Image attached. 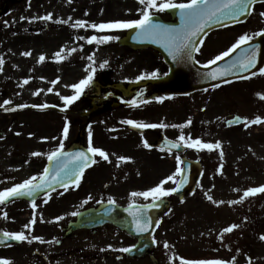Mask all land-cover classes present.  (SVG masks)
Segmentation results:
<instances>
[{
    "label": "flooded vegetation",
    "instance_id": "obj_1",
    "mask_svg": "<svg viewBox=\"0 0 264 264\" xmlns=\"http://www.w3.org/2000/svg\"><path fill=\"white\" fill-rule=\"evenodd\" d=\"M133 1L134 6L138 4V0H72V3H68V0H0V57L4 59L3 70L0 71V104L7 99L12 101V107L25 103L55 105L44 110L26 108L5 112L0 109V191L33 175L38 176L44 168H48L50 161L47 154L55 150L63 138L62 129L66 120L70 124V131L68 139L64 140L65 152L72 146L77 147L73 150L87 149L88 132L91 130L93 146L105 150L110 160L104 161L97 155V163L84 170L78 188L70 183L66 191L61 185L55 184L50 199V190L45 188L35 197H19L0 205V233L24 230L23 225L29 222L35 211L37 223L31 234L45 241H60L58 244L37 241L21 244L8 240L0 244V257L11 259L13 264H158L157 247L153 244L149 248V237L148 247L141 251L144 241L143 245L138 246L137 237L111 225L80 229L72 227V224L87 211L107 203L109 197L121 208L133 202L137 205L151 202L142 197L133 201L130 193L145 191L147 187H153L164 179L166 159L168 164L174 163L175 167L177 154L161 151L158 147L160 141H177L182 130L196 137L197 122L189 116L184 117L183 123L180 119L182 108L186 115L190 111V106H182L181 101L193 99L196 92L187 96L166 97L162 90L150 89L148 79L139 82H136V78L113 81L112 77L118 67L126 66L125 72L136 77L152 71H158L160 77H164L163 74L169 71L162 57L154 50L133 51L117 47L118 40H115L108 43H115L118 55L111 57L104 68L92 64L96 69L92 84L67 111H61L63 102L53 95V91L61 86L72 85L85 78V67L88 68L91 63L87 57L93 54L96 46L100 47L95 42L88 44L86 40L77 39L80 36L97 35L99 31L91 28L75 29L70 26L71 23L76 19H84L89 23L129 20L131 16H125L121 11L130 8ZM259 5L264 4L258 3L255 6ZM86 12L88 15H85ZM48 13L53 15L52 21L38 19ZM154 16L165 24H176L170 10L156 12ZM69 17L72 21L67 24L56 22ZM250 18L251 15L248 20ZM214 32H210L203 41ZM100 34L118 36L117 30ZM72 48H76V52H71ZM61 49H64L62 55L65 59L57 63L54 54ZM25 51H31L32 55L22 56L21 53ZM40 55L45 56L42 63L38 62ZM132 56L137 58L129 62ZM26 78L30 82L20 87ZM57 78L59 82L52 85L50 82ZM117 83L123 87L117 90L114 86ZM50 87L53 88L51 93L47 91ZM40 89L43 91L39 95H33ZM161 96L165 97L163 102L156 99ZM133 100L136 101L135 106L129 103ZM188 119L192 120V124L183 129L171 126L167 129H136L122 123L124 120H135L181 125ZM45 130V135H40ZM17 132L20 135H16ZM144 140L151 145L150 148L144 147ZM34 151L41 153V156L33 157L31 153ZM172 155V158L168 157ZM120 156L131 159L119 161ZM51 166L54 169L55 163L51 162ZM155 179L156 184L149 185V181ZM89 195L92 199L83 204ZM33 199L37 204L35 210L31 207ZM46 199L47 204L44 203ZM73 211L80 215L72 216ZM5 212L7 219L3 216ZM58 216L64 218L55 222L54 218ZM163 217H158L159 227L155 228L152 239ZM109 245H112L111 249ZM133 245L136 247L131 253L113 250Z\"/></svg>",
    "mask_w": 264,
    "mask_h": 264
},
{
    "label": "snow or ice",
    "instance_id": "obj_2",
    "mask_svg": "<svg viewBox=\"0 0 264 264\" xmlns=\"http://www.w3.org/2000/svg\"><path fill=\"white\" fill-rule=\"evenodd\" d=\"M68 3H72V0H68ZM257 3L264 4V0H188V2L177 3L175 0H138V4L141 5V8H138V19L131 20H115L109 22H101V23H89L84 19H76L71 23V27L75 29H88L91 28L93 30L104 32V31H113V30H133L136 32L132 36L134 41L143 43L145 41H149L152 43H159L161 46L168 52L169 56L176 63H197L200 62L195 59L194 53L200 52V47L197 45L203 44V39H200L202 33H205V29L211 27L212 22L215 21L217 24H223L225 19H230L233 21L238 20L239 17L245 15H251L253 11V6ZM166 10H179L181 23L178 27H172L169 25H165L162 23H157L154 21V13L156 12H165ZM85 15H88L86 12ZM259 15L264 17V11L260 12ZM21 19H25V17H21ZM38 19L42 21H52L53 15L52 13H48L44 16L38 17ZM69 21H72V18L69 17L67 20H58L57 23L67 24ZM7 24V22H5ZM254 37H262L264 38V29H261L255 32L253 35H249L248 33H244L240 35L237 40L229 47L227 50L221 52L218 55H215L213 58L207 60L203 65H201L204 69H210L211 66L216 65L217 62L223 61L225 58L230 57L233 53H236L237 50L244 48L240 55L236 56L230 63L226 64L223 68H211V70L202 72L200 75L205 79L211 80H220L221 78L228 77L230 75H236L238 73H246L251 72V76H239V79H250L253 76L261 75L264 76V68H260L259 72L251 71L256 67L257 64V52L259 49V45L254 47H244L249 44L250 41L254 39ZM79 40H86L88 44H105L111 41L119 40L120 37L116 35H91L88 37L80 36L77 37ZM76 48H72L71 52H76ZM64 49L56 52L55 58L56 62L59 63L65 57L62 55ZM22 56L30 57L32 55L31 51H25L21 53ZM95 53L89 55L87 57L88 61L91 63L88 66L86 71L90 70V74L86 76V78L81 79L78 83L68 85L74 90V95H60L56 93V95L60 96L61 101L63 102L64 107L61 111H67L68 107L72 105L75 101H77L80 96L83 94L85 89H87L93 82L94 75L96 69L92 67V64H95L96 61L94 59ZM45 56L40 55L38 58V62H44ZM4 59L0 57V71L3 70ZM108 65V60H104L103 63L99 65L100 68H104ZM164 76H168L169 73L165 72ZM146 79H160V73L158 71H152L151 73L141 74L136 77V82L146 80ZM59 82V78L56 80H52L50 83L55 85ZM29 83V79H24L20 84V87L27 85ZM224 83H231L230 80L225 79ZM216 88H219L220 85L216 84ZM42 89L37 90L33 93V95H39ZM48 92H52L53 88H48ZM204 91H208V89H204ZM260 99L264 100V94H257ZM158 101L163 102L165 97H157ZM146 103V101H144ZM130 104L136 105V101H129ZM11 100H4L3 104H0V109H3L5 112H14L17 109H26V108H36L39 110H44L49 107H55V105L45 104H19L14 107L11 106ZM241 121L240 117H235V122ZM234 121L229 120L227 123L231 125ZM123 124L130 125L132 128L136 129H167L168 127L180 128L183 129L192 124V120L188 119L185 124L181 125H168L167 123H144L141 121L135 120H124ZM243 124L245 128H248L252 125H260L264 124V118L260 116H256L253 119L243 118ZM91 128V126H89ZM70 131V124L66 120L62 129V139L60 140L57 148L50 153L47 154V159L50 162L55 163L54 169L44 168L41 174L33 175L28 179H25L21 183H17L12 187H9L3 191H0V205H4L8 201L19 198V197H35L41 190L47 188L49 189V199L51 198V191L55 190L54 185L59 184L67 191L69 188V184L73 183L78 188L80 185V178L84 174V170L88 167H91L93 164L97 163L95 157L98 155L102 160L108 161L109 154L100 148L93 146V134L92 131L88 132V148L87 152L77 151L66 153L64 151L65 144L64 140L68 139ZM16 135H20L19 132ZM31 135V134H29ZM2 138V137H0ZM46 139V138H45ZM55 139V138H53ZM143 145L145 148H150L151 145L148 144L146 140L143 141ZM181 147L195 149L197 152L202 150H207L208 152H212L214 150L218 151L219 158L221 161L224 159V151L222 148V143L220 141H216L214 143L204 142L200 138L193 139L191 135L187 137L181 132L177 141H168V150L171 154L172 149H180ZM164 149H161L163 151ZM31 155L33 157L41 156L39 152H32ZM130 157L120 156L118 157L119 161L130 160ZM176 160V168L175 171L170 175L160 180L158 184L153 187L148 188L145 191H133L130 193V196L135 201V198L142 197L144 200H151L150 203H146L143 205H137L135 202L129 204L128 206V214L132 218V224L134 226V231L137 234H145L150 233V230L153 228V218L147 215L146 210L151 208H158L161 206L164 198L172 196L175 193H178L182 190V188L188 183V178L185 175L186 168L183 167L185 165V161L181 158L180 155L175 156ZM224 165L221 163L217 169L218 174H222V169ZM171 182L174 187L166 188L165 185ZM197 187H201V185L197 184ZM213 187H215L213 185ZM211 189L204 193L205 198L214 206H219L224 204L225 202L222 200H216L209 193ZM258 194H264V184L255 187H248L244 190L242 196L238 200H230L227 203L229 205H235L243 203L247 198L254 197ZM62 195V193H61ZM92 199V196L89 195L87 199L83 201V204H87L89 200ZM44 203L47 204L48 200H44ZM107 203L109 205H114L115 200L112 197L108 198ZM181 203H184V199L181 198ZM31 207L33 210L37 208V204L33 199L31 202ZM110 214V212H109ZM72 216H79L80 213L77 211H73L71 213ZM5 219L8 218L7 213H3ZM63 216H58L54 218L55 222L62 220ZM247 220V217L244 218ZM43 220L41 216V221ZM54 221H48L49 223ZM37 223V217L35 211L33 213L32 218L28 223L23 225V229L21 231H3L0 233V244L6 243L8 240L16 241L17 243H27L32 244L33 241H37L39 243H60L59 240H51L45 241L42 237L32 235L33 226ZM155 227H159V222L155 224ZM241 228L240 224L232 223L227 227H224L219 233L218 239L223 242L225 234H230L234 230ZM203 235V233L201 234ZM259 240L264 242V234L259 236ZM152 243H157L154 236L152 239ZM135 245L129 247H121L119 249H113L115 251L121 253H131ZM148 247V244L145 243L143 247L140 249ZM163 247L165 249H170L172 246L165 241ZM108 248H112V245H109ZM104 251V249H101ZM239 251V250H237ZM119 259V257H117ZM174 258L170 257V264ZM236 257H232L231 260L224 259H184L179 258V264H235ZM0 264H13V261L8 258L0 257ZM248 264H252L251 258H248Z\"/></svg>",
    "mask_w": 264,
    "mask_h": 264
},
{
    "label": "rangeland",
    "instance_id": "obj_3",
    "mask_svg": "<svg viewBox=\"0 0 264 264\" xmlns=\"http://www.w3.org/2000/svg\"><path fill=\"white\" fill-rule=\"evenodd\" d=\"M134 3L135 1L130 8L121 11L123 15L131 16L129 20L139 18L137 9L142 6L138 4L134 6ZM262 11L264 5L254 6L251 18L246 23L225 28L207 37L196 55V60L207 61L220 54L240 35L244 33L253 35L264 29V17L259 15ZM122 31L117 30L118 36ZM100 33L97 36H102ZM118 52L115 43L96 46L92 52L95 53V65L99 66L104 60L109 61L111 57L117 56ZM136 58L132 56L129 62ZM125 69L126 66L116 68L112 80L136 78V75L127 74ZM89 74L90 71H87L84 74L85 78ZM225 86L227 87L220 86L221 89L216 88L194 95L193 99L181 101L182 106H190L187 115L181 107V122H184L185 116L197 122V134L192 138H200L209 143L220 141L225 155L221 161L216 150L197 152L190 148H186L182 154L202 164L203 171L199 182L201 187H196L194 193L184 199V203L172 199L171 208L163 217L161 226L154 235L157 242L155 244L158 264H170V257L174 258L171 264H179L181 257L192 260L217 258L231 260L232 257H236L235 264H248L250 257L252 264H264V242L259 240V236L264 234V194L249 197L240 204L227 203L230 200L240 199L248 187L264 184V124L252 125L248 128H245L244 124L224 127V121L233 115H238L242 119H253L256 116L264 118V100L257 95L264 94V76L256 75ZM56 93L66 96L74 94V90L67 89V86L63 85L57 91H53V95L60 99ZM42 128L45 129L44 126ZM42 132L40 135H45L47 131ZM182 132L186 137L189 135L184 130ZM221 163L224 167L222 174H218L217 169ZM175 168L176 163L174 167V163L168 164L166 159L165 177L174 172ZM156 181L157 179L149 181V185H155ZM150 187L152 186L147 189ZM165 187L170 188L174 185L169 182ZM209 189H211L209 194L214 199L225 203L214 206L207 201L204 193ZM245 217L247 220L244 219ZM232 223L240 224L241 228L225 234L221 242L218 239L219 233ZM165 241L172 246L170 249L163 247Z\"/></svg>",
    "mask_w": 264,
    "mask_h": 264
},
{
    "label": "water",
    "instance_id": "obj_4",
    "mask_svg": "<svg viewBox=\"0 0 264 264\" xmlns=\"http://www.w3.org/2000/svg\"><path fill=\"white\" fill-rule=\"evenodd\" d=\"M170 13L173 18H176L177 23L179 24L169 25V26L178 27L181 23L179 10H170ZM247 17L248 15L239 17L238 20L236 21L225 19L223 24H217L215 21H213L211 27L206 28L205 33L201 34L200 39H202L208 32L214 29L242 22ZM154 21L157 23H161L160 20L156 17H154ZM135 32H136L135 29L129 30L125 34V36L119 40L118 42L119 46L127 47L132 50L152 48L158 51L163 56L166 63L169 65V75L163 79L150 81V83L153 88L164 90V92L169 95H187L198 90L215 87L216 84L219 85L223 84L225 79L234 81L239 79L238 78L239 76L251 75V72L238 73L236 75H230L228 77L221 78L220 80L205 79L200 75L202 72L211 70V68H223L226 64L230 63L233 59H235L236 56L240 55V52H242L244 48L237 50L236 53H233L230 57L225 58L223 61L217 62V64L211 66L210 69H204L201 66H198L194 62L191 63L174 62L171 57H168L164 53V50L162 49V46L159 43H152L149 41L140 43L134 41L132 39V36L135 34ZM256 45H259V49L257 52V64L256 67L251 70L255 72H257L260 68H262L264 64V38L257 37L254 41L249 42L248 45L244 46V47H254ZM116 88L120 89L122 87L120 85H117ZM233 121L234 122L231 125H237L241 122V121L235 122V118L233 119ZM226 124L229 125L228 123ZM161 146L163 148L168 149V143H165ZM172 150H176L178 152L182 151L181 148L172 149ZM183 160L185 161V165H183V167L186 168L185 175L188 178V183L182 188L180 192L173 194L180 200L181 198H184L186 195L191 194L193 192L195 185L197 184L201 174V168L198 163L191 162L185 159ZM168 207H169V202L167 200H163L160 207L146 210L147 215L153 218L154 226L150 230V233H152L155 227L158 216L164 213L168 209ZM127 209H120L114 205H105L98 208L95 211L86 212L77 220V222L72 227L80 228V229L81 228L89 229L92 227L101 226L103 224H111L137 237L139 239V245H143L142 241H144V244L147 243L148 236H150L151 234L149 233L137 234L134 231L132 218L129 216ZM150 247H152V245H150Z\"/></svg>",
    "mask_w": 264,
    "mask_h": 264
}]
</instances>
